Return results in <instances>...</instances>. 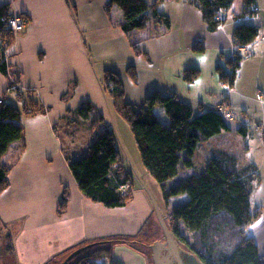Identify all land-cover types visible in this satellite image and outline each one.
Listing matches in <instances>:
<instances>
[{"label":"crops","instance_id":"1","mask_svg":"<svg viewBox=\"0 0 264 264\" xmlns=\"http://www.w3.org/2000/svg\"><path fill=\"white\" fill-rule=\"evenodd\" d=\"M106 1L0 0V6L9 4V13H20L27 21L24 30L14 33L5 55L8 74L11 70L20 89L31 90L45 108L41 113L20 116L22 138L10 144L5 154L8 159L2 157L12 167L9 184L0 192V264H46L62 255L63 260L87 241L122 230L136 233L149 216L148 196L136 189L133 181L130 203L107 207L86 198L69 169V159L83 156L95 133L90 131L86 141V130L66 126L77 119L67 114H80V107L89 103L101 113L105 129L111 124L109 99L99 83L106 72L120 77L124 99L136 109L153 92L175 95L194 112L213 109L225 101L233 118L229 130L218 133L222 146L211 150L202 146L200 155L220 149L233 153L240 166L253 164L259 182L251 202L264 206V138L259 133L264 128V100L258 99L264 94V0H255L262 9L252 15L243 14V0H231L226 20L215 28L210 27L196 0H159L157 10L169 18V26L152 19L144 28L129 33L120 29V8L113 7L108 15ZM238 22L258 25V36L241 50L243 57L228 85L216 68L226 67ZM129 66L135 77L129 74ZM188 68L198 71L192 81L184 78ZM9 81L0 71V98L4 101L8 100L4 93ZM241 125L247 128L246 136L237 131ZM228 136L241 146L226 144ZM192 171L183 167L173 179L179 177V182ZM66 191L68 202L60 213ZM250 235L264 252V211L250 228ZM117 243L112 249L117 263L124 259L123 263L144 264L146 260L148 264L145 254L115 248Z\"/></svg>","mask_w":264,"mask_h":264},{"label":"trees","instance_id":"2","mask_svg":"<svg viewBox=\"0 0 264 264\" xmlns=\"http://www.w3.org/2000/svg\"><path fill=\"white\" fill-rule=\"evenodd\" d=\"M147 0H107L105 11L111 14L113 7L123 13L120 29L129 33L144 28L149 20L169 26V18L158 12L157 2ZM243 14L252 15L255 0H243ZM204 18L210 27L220 25L216 13L227 9L231 0H196ZM9 4L0 6V71L8 73L5 49L14 40V32L7 26ZM258 25L237 23L234 34L236 57L228 58L231 72L217 67L219 78L231 84L243 57L239 47L247 46L258 36ZM3 40V41H2ZM2 41V42H1ZM137 51V48H134ZM128 72L135 77L134 68ZM104 83L107 95L115 112L126 119L134 136L144 168L163 187L167 201L172 196L184 194L183 202L171 207V221L178 222L172 233L180 250L194 254L200 264H264V252H260L254 238L250 235V226L260 212L252 210L251 195L259 182V175L253 164L240 166L238 158L231 152L214 149L199 172H192L179 182L164 186V182L175 177L183 167L192 168L195 164L194 152L200 140L229 130L228 119L214 109H202L194 112L190 105L175 95H160L153 92L146 97L141 108L136 109L124 99L120 77L114 72L105 73ZM198 74L197 69L188 68L184 78L192 81ZM19 79L9 81L8 88L15 89L16 98L22 103L19 109L13 103L2 100L0 104V192L9 184L8 173L12 163L2 160L10 144L22 138V127L18 123L21 115H33L45 111L31 90H21ZM161 105L168 123L157 116L154 107ZM86 106V107H85ZM93 107L86 103L80 108V114ZM85 109V110H84ZM237 131L246 136L247 128L241 125ZM69 169L83 195L107 207L124 206L131 194L119 195L120 184L132 182L133 178L121 163L120 150L113 130L104 129L97 133L86 153L78 158L69 159ZM59 212H63L68 202L67 191L63 193ZM190 231L192 240L183 235L177 225ZM125 237L112 235L89 241L82 252L73 256L67 264H119L113 258L115 242ZM62 260L52 259L46 264H58Z\"/></svg>","mask_w":264,"mask_h":264},{"label":"rangeland","instance_id":"3","mask_svg":"<svg viewBox=\"0 0 264 264\" xmlns=\"http://www.w3.org/2000/svg\"><path fill=\"white\" fill-rule=\"evenodd\" d=\"M6 4H8V3H6ZM255 6H256V4H254L252 6L253 13L251 12V14L260 13V11H256L254 9ZM9 10H10V6H9ZM14 15H19L20 17H23L24 20H25V23L27 24L26 18L23 15H21L20 13H18V14L9 13V15L6 18V24H7V21H8V17L14 16ZM235 32H234V34H235ZM233 39H234V37H233ZM242 48H244V50H245L247 47L246 46H242ZM9 50H10V47L5 49V54L6 55L8 54ZM9 73L10 74L4 73V75L9 80H12V81H13V79L15 80L16 78L13 77L14 75H13L11 70H9ZM99 79H100V81L103 84L104 83L103 76H100ZM102 87H103V89H102ZM102 87H101L102 93H103L105 99L108 100L109 99V96L107 95V92H108L107 89L108 88H107L106 85H102ZM4 95L8 96V98H7L8 102H11V103H13V104H15L16 106L19 107V104L21 102L16 98L15 89H10V88L7 87L6 92L4 93ZM263 100H264V97H263ZM107 102L110 105V110H111L110 116H111V119H112L111 120V124L108 125L107 129H111V130H113L115 132L116 143L118 144V147H119V150H120L121 163H122L124 169L126 171L130 172V174H131V176L133 178V183L135 185V188L136 189H140L141 191H143L148 196V199H149V202H150V212L148 214L149 216L146 218V220L144 222H142V224L140 225V227L138 228L136 233L133 234V233H130L129 231H125V230H122L120 232L115 233V235H119L121 237H125V239H126L123 242L118 241V243L116 244L115 248L132 250L133 252H137V253L142 252L143 254L146 255V257L148 259V264H154L153 259H152V249H151L150 245H152L157 240L163 241L164 240V234H163L162 228H161V226L159 224V221L157 220V217H156L155 210H154V207L152 205L151 199H150L148 193L146 192V190L144 189V187L142 185V182L150 190V192L152 193L153 197L155 198V200L159 204L161 213H162V215H163V217L165 219L166 224L170 228V230H172L173 226L178 224V222H174V221L172 222L171 219H170V217H171V207L173 205H176L178 203L183 202V200L186 199V196L184 198V194H179L177 196L170 197L167 201L165 200L164 194H163L162 184H160L144 168V165H143L141 157H140L139 150L137 148L134 136H133V134H132V132L130 130L128 122L126 121V119H124L123 117H120L113 110L110 99ZM156 106L159 107L158 109L155 110V112H156L157 116L159 117V119L164 121V122H166V123H168L167 116H166V118L164 117L165 116V111L163 110L162 106L161 105H156ZM228 108H229V106L227 105V109ZM85 109H86V112H82L84 115L75 114V112L68 113L67 115H68L69 118H72V117L75 116V118H77V119L74 122L73 121L67 122L66 126L67 127L69 126V127L83 128L84 130H86V141H87V135L90 134V131H91V133L94 132L95 135L92 138V142H93L95 140L96 136H97V133L99 131H101V130H104L106 127H104L102 119L99 118L101 113L95 107H93L92 109H88V108H85ZM213 109L217 110L216 106ZM228 110L232 114L231 110L230 109H228ZM232 118H233V114H232ZM232 118L228 119V125L230 124V121L232 120ZM60 128L61 127H59V129ZM217 136H218V134H215V135L207 138L206 140H200L198 142V146H197V148H196V150L194 152V156H193L195 164L193 166V171L192 172H199L201 169H203L204 164L206 163V161L208 160V158L210 156V155L201 156L200 155V147L205 146V148L208 147L209 148L208 150H211L215 146H220V147L222 146L221 140H220L221 138H217ZM261 136H263V135H261ZM64 139L67 140V138H64ZM240 139L242 141H244L242 138H240ZM79 141H80V137L77 136L76 137V144H78ZM228 142L232 143L234 146H241L240 143H238L237 141L233 140L232 138H229V136L227 137L226 144ZM89 145H88V147H89ZM74 147L76 148L75 151L79 150L78 149V145H76ZM71 151H72V149H71ZM68 156L72 157L71 153H68ZM238 156L239 157L241 156V158L243 159L242 151H239ZM4 157L8 159L9 154L8 155L4 154L3 155V160H4ZM138 177L141 178V179H139ZM178 178L179 177L174 178V179L170 178L169 180L165 181L163 184H164V186L173 185L175 182H177L179 180ZM133 183L130 182V181L125 183L126 186H128L127 187L128 193L131 194V199H132V196H133ZM117 191H118L119 195L124 196L122 194V189H121L120 186H118ZM131 199H129L126 204L130 203ZM251 207H252V210L253 209L255 210V208H258L260 210V212L254 218V221L252 222L250 228H252L254 222L261 217L262 211H264V206H260V207L257 206L256 207L254 202H253V200L251 202ZM177 226L179 228V231L183 235H185V236L187 235L189 241H191L192 240V235H191L190 231L186 230L183 227L182 223H179V225H177ZM0 229H1V227H0ZM112 235H114V234H112ZM112 235H109V236H112ZM84 242H86V241H84ZM87 243H89V241H87L86 244ZM257 243H258V240H257ZM261 243H262V241L260 240L259 241V245L262 248V244ZM134 254H136V253H134ZM62 256L58 257L57 261L59 259H61ZM65 257H66V254H65ZM119 258H122V257L119 256ZM121 260H123V262H124V259H121ZM123 262H121V263L122 264H128V262H126V261H125V263H123ZM143 262H144V264H147L146 260L145 261L143 260Z\"/></svg>","mask_w":264,"mask_h":264},{"label":"water","instance_id":"4","mask_svg":"<svg viewBox=\"0 0 264 264\" xmlns=\"http://www.w3.org/2000/svg\"><path fill=\"white\" fill-rule=\"evenodd\" d=\"M102 87V85H101ZM103 89V87H102ZM115 133V132H114ZM137 175V174H136ZM139 178V177H138ZM141 179V178H139ZM142 185L146 192L148 193L152 205L155 210V214L157 217V220L159 221V224L162 228L163 234H164V240L155 241L152 245H150L152 249V259L154 264H200L198 259L194 254H189L183 250H180L178 247V244L174 238V235L168 225L165 222V219L161 213L159 204L153 197L150 190L144 185L142 182ZM90 243H87L85 245H81L72 251H70L66 257L62 261H60L58 264H67V262L78 253L82 252L87 246H89Z\"/></svg>","mask_w":264,"mask_h":264},{"label":"built area","instance_id":"5","mask_svg":"<svg viewBox=\"0 0 264 264\" xmlns=\"http://www.w3.org/2000/svg\"><path fill=\"white\" fill-rule=\"evenodd\" d=\"M256 11H261V7L259 6H255L254 8ZM7 26L10 27V29L14 32H20L22 30H24V28L26 27V23L23 17H20L19 15H14V16H10L8 17V21H7ZM241 50L243 49L242 47H239ZM236 57V54H233L232 58ZM230 89L227 88L226 92H228ZM264 94L263 95H259L258 99L259 100H263ZM2 103V99H0V104ZM219 111L224 118L229 119L232 118V114L230 113V111L227 109V105L226 102L224 101V103L222 104V106L219 108ZM259 132L261 133V135L264 136V128L260 129ZM262 136V137H263ZM264 138V137H263ZM122 189V194L126 195L128 193L126 184H120L119 185Z\"/></svg>","mask_w":264,"mask_h":264},{"label":"bare ground","instance_id":"6","mask_svg":"<svg viewBox=\"0 0 264 264\" xmlns=\"http://www.w3.org/2000/svg\"><path fill=\"white\" fill-rule=\"evenodd\" d=\"M226 10H227V9H221V10H219V11L216 13V18H217V20L220 22V24H222V23L226 20V18H227V16H228ZM233 42H234V40H233ZM235 48H236V47H235V44H234V46H233V48H232V51H231V54H230L229 58H232L233 54H236V53H235ZM222 69L231 72V67H230V65H228L227 63H226V67H222ZM223 103H224V101H221L220 103H218V104L216 105V109L219 110V108L222 106ZM259 133H260V132H259Z\"/></svg>","mask_w":264,"mask_h":264}]
</instances>
